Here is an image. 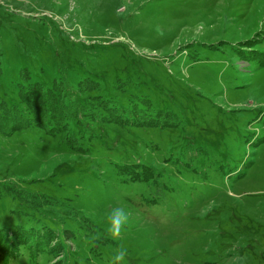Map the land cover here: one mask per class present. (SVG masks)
I'll return each mask as SVG.
<instances>
[{"label":"rangeland","instance_id":"374dc122","mask_svg":"<svg viewBox=\"0 0 264 264\" xmlns=\"http://www.w3.org/2000/svg\"><path fill=\"white\" fill-rule=\"evenodd\" d=\"M36 81L72 114L19 124ZM0 124V225L53 236L9 264H264V0H0Z\"/></svg>","mask_w":264,"mask_h":264},{"label":"trees","instance_id":"16d2710c","mask_svg":"<svg viewBox=\"0 0 264 264\" xmlns=\"http://www.w3.org/2000/svg\"><path fill=\"white\" fill-rule=\"evenodd\" d=\"M85 82L86 79L80 81L78 88L83 89ZM32 88L33 89H31V91H27L26 94L28 95L24 96L25 103L27 102V104L29 105L28 109L30 107V111H28L27 115L24 114V116L20 117L18 121L19 124L25 123L26 122L25 118L29 116L32 117L39 126L43 128H47L46 125L47 121H45L47 120V118L50 119L53 118L54 120L56 119L58 121V120H64L67 118V116L72 114L73 109L70 107L69 103H63V104L61 103L63 102L62 98H66V96L64 97V95L68 93V89L66 87H63L62 90L58 88V90L61 93L60 95H58V98H61L60 99L61 101H59L56 98L55 89L52 90L49 87L47 88L48 90L44 89L42 88V84L40 82L37 83L36 81L32 83ZM138 97L144 98V100H146L145 107L143 108H149V111L151 110L154 112L155 110L154 105L151 107L148 106L152 103V101L148 97H141V96ZM134 111L129 115L127 114L125 115L120 112H113V111H109V112L110 115H113V117L116 118V120H121L123 122L125 119L130 120L131 122L129 124L132 125H139L141 122H144L149 126L155 127L158 126L159 121L161 120L159 119V116L157 117V115H159L160 113H158L157 115H153V113H151L152 114L151 115L144 109H142V111L145 114H143L140 109H137L135 112ZM18 115L19 113H17L15 116ZM177 118L178 116L172 118L169 124L176 122ZM161 125L164 126L167 124L162 123L160 124V126ZM5 127L8 128L7 125L0 124L1 129L5 130L6 129ZM22 128L25 127L22 126ZM53 128L55 129L56 127L53 126L52 129ZM48 132L50 134L51 129H49ZM70 142L72 143L71 145L73 147L78 148L77 145L73 144L75 140L70 139ZM132 171H138V170L132 169ZM121 172L123 173V171L120 170L119 174H122ZM18 223L19 222L14 224L12 223L10 226L3 224L0 225V263L2 264H9L15 259H17L21 255L22 249H27V250L29 249L32 252L38 250H45V244L47 240L53 238V236L51 235V231L47 229L45 226L40 229H36L35 227H29L23 223H22L23 225Z\"/></svg>","mask_w":264,"mask_h":264},{"label":"clouds","instance_id":"9594fccd","mask_svg":"<svg viewBox=\"0 0 264 264\" xmlns=\"http://www.w3.org/2000/svg\"><path fill=\"white\" fill-rule=\"evenodd\" d=\"M129 221V213L122 208L113 207L106 213V232L112 238L119 237L121 231ZM127 249L123 246L118 248L113 254L110 264H123L127 257Z\"/></svg>","mask_w":264,"mask_h":264},{"label":"bare ground","instance_id":"6f19581e","mask_svg":"<svg viewBox=\"0 0 264 264\" xmlns=\"http://www.w3.org/2000/svg\"><path fill=\"white\" fill-rule=\"evenodd\" d=\"M248 29H249V28H248ZM248 216H249V217H252V218H253V217H257V216H256V213H249Z\"/></svg>","mask_w":264,"mask_h":264}]
</instances>
